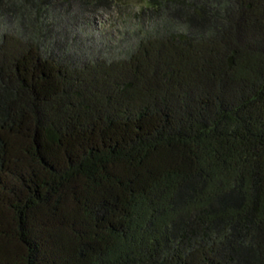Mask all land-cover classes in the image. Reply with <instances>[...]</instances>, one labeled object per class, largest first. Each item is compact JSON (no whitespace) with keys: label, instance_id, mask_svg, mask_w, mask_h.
Here are the masks:
<instances>
[{"label":"trees","instance_id":"trees-1","mask_svg":"<svg viewBox=\"0 0 264 264\" xmlns=\"http://www.w3.org/2000/svg\"><path fill=\"white\" fill-rule=\"evenodd\" d=\"M55 1L0 0V264H264V0H144L112 61L41 51Z\"/></svg>","mask_w":264,"mask_h":264},{"label":"rangeland","instance_id":"rangeland-1","mask_svg":"<svg viewBox=\"0 0 264 264\" xmlns=\"http://www.w3.org/2000/svg\"><path fill=\"white\" fill-rule=\"evenodd\" d=\"M144 6V0H57L40 12L31 31L46 55L83 61L123 59L140 40L164 28L161 18ZM3 32L24 34L18 21L7 16L0 17Z\"/></svg>","mask_w":264,"mask_h":264}]
</instances>
